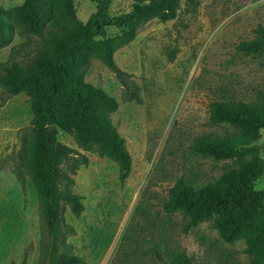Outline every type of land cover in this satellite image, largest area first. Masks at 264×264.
I'll use <instances>...</instances> for the list:
<instances>
[{"label": "rangeland", "instance_id": "1", "mask_svg": "<svg viewBox=\"0 0 264 264\" xmlns=\"http://www.w3.org/2000/svg\"><path fill=\"white\" fill-rule=\"evenodd\" d=\"M23 1L0 0V9ZM71 2L84 23L95 5L90 0ZM133 3L111 0L109 14L124 13ZM257 26L264 30V0H179L174 19L145 23L132 42L113 54L116 67L129 76L128 85L136 86L139 103L128 100L100 61L90 60L84 81L117 102L109 118L125 140L131 170L119 182L114 163L80 150L69 135L57 131L58 142L87 158V165L71 177L70 187L81 197L83 211L77 218L66 208L63 212L74 229L66 242L85 264H165L150 254L153 246L164 258L172 249L183 251L191 264H250L242 239L221 242L211 220L184 233L183 219L166 214L162 202L178 178L195 186L234 166L230 160L201 157L190 145L201 135L233 131L228 125H208L211 101L264 100V52L251 57L235 49L254 37ZM23 42L15 60L27 64L40 43L37 37L14 36L0 48V62ZM30 128L28 98L22 93L7 96L0 88V264H36L42 223L18 157L20 139ZM251 146L264 159V129ZM254 188L264 189V172Z\"/></svg>", "mask_w": 264, "mask_h": 264}, {"label": "trees", "instance_id": "2", "mask_svg": "<svg viewBox=\"0 0 264 264\" xmlns=\"http://www.w3.org/2000/svg\"><path fill=\"white\" fill-rule=\"evenodd\" d=\"M90 1L94 11L84 23L76 18L71 0H24L0 9V48L14 36L40 40L27 64L15 60L26 42L11 47L0 62V88L7 96L24 94L31 112V128L20 139L18 157L32 184L42 223L36 264H85L66 242L74 229L65 222L63 212L66 208L77 218L83 211L81 197L70 187L71 177L79 166L87 165V158L58 142V130L80 150L94 151L114 163L119 182L131 170L125 140L109 118L117 102L84 81L86 67L91 59L100 61L124 88L128 100L139 103L136 86L128 85L129 76L116 67L113 54L132 42L145 23L170 21L179 9V0H133L128 11L110 15L111 0ZM252 33L251 40L240 41L235 49L256 57L264 52V30L257 26ZM207 113L208 125H228L233 131L198 136L190 149L204 158L233 161L234 166L195 186L178 178L168 189L162 209L183 219L184 233L200 221L211 220L221 242L242 239L250 264H264V189L254 188L264 172V159L251 146L264 129V100L211 101ZM50 125L54 129L47 135ZM149 252L165 264H191L180 250H170L166 259L156 246Z\"/></svg>", "mask_w": 264, "mask_h": 264}, {"label": "water", "instance_id": "3", "mask_svg": "<svg viewBox=\"0 0 264 264\" xmlns=\"http://www.w3.org/2000/svg\"><path fill=\"white\" fill-rule=\"evenodd\" d=\"M53 129H54V126H52V125L48 126L47 135H49L53 131Z\"/></svg>", "mask_w": 264, "mask_h": 264}]
</instances>
